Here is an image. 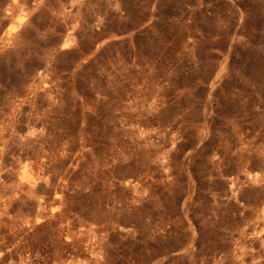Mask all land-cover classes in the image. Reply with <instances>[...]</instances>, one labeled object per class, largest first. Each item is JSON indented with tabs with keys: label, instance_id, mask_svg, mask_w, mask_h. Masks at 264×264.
I'll return each mask as SVG.
<instances>
[{
	"label": "clouds",
	"instance_id": "1",
	"mask_svg": "<svg viewBox=\"0 0 264 264\" xmlns=\"http://www.w3.org/2000/svg\"><path fill=\"white\" fill-rule=\"evenodd\" d=\"M135 3L0 0V56L16 53L27 73L0 83V264H114L129 240L140 264H264V93L230 133L214 130L226 64L198 107L173 90L174 70L135 54L154 23L136 26V13L156 11ZM195 45L187 36L181 62ZM109 110L104 151L89 127Z\"/></svg>",
	"mask_w": 264,
	"mask_h": 264
},
{
	"label": "rangeland",
	"instance_id": "2",
	"mask_svg": "<svg viewBox=\"0 0 264 264\" xmlns=\"http://www.w3.org/2000/svg\"><path fill=\"white\" fill-rule=\"evenodd\" d=\"M152 3L156 4L154 14L136 13V26L146 21L149 15H153L154 23L137 33L135 54L141 61L156 63L166 71L174 70L173 90L187 89L198 101V107L207 100L212 74L226 64L228 71L223 83L213 93L210 111H214L215 115L210 122H214L217 132L230 133V121L234 117L247 119L245 112L251 111L255 92L264 93V0H203L202 7H196L197 0H149L147 5L143 0H136L130 6L142 12L143 7L150 8ZM34 19L39 23L40 14ZM189 35L196 41V59L188 56L181 62L182 57H178L177 52L181 51ZM127 46V41L114 44L102 53V57L114 56L115 49L123 51ZM128 51L131 52V49L128 48ZM18 63L14 52L0 56V83L9 89L27 79V73L20 71ZM28 71H31V64ZM87 80L88 77H81V87L85 91ZM3 96L4 93L0 92V102H3ZM108 115L110 110L91 120L89 127L93 139L104 151L108 149L107 138L112 133L105 119ZM48 239L47 235L42 237V243L46 244ZM113 241L119 243L115 236ZM50 250L46 249V252ZM143 255V245L129 240L113 252L114 264H131L129 257L140 264Z\"/></svg>",
	"mask_w": 264,
	"mask_h": 264
}]
</instances>
